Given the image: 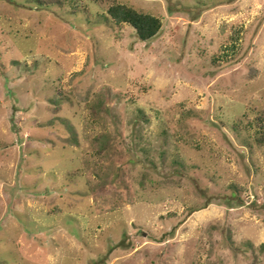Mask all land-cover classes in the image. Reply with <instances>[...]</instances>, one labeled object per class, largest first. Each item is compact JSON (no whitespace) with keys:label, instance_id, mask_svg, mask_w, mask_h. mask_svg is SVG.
Instances as JSON below:
<instances>
[{"label":"rangeland","instance_id":"1","mask_svg":"<svg viewBox=\"0 0 264 264\" xmlns=\"http://www.w3.org/2000/svg\"><path fill=\"white\" fill-rule=\"evenodd\" d=\"M39 1L0 0V264H264V0H113L147 42Z\"/></svg>","mask_w":264,"mask_h":264},{"label":"trees","instance_id":"2","mask_svg":"<svg viewBox=\"0 0 264 264\" xmlns=\"http://www.w3.org/2000/svg\"><path fill=\"white\" fill-rule=\"evenodd\" d=\"M67 1V0H62ZM61 0L54 1H39L41 5H63ZM97 5L102 6L107 3L106 15L117 26L128 25L131 27L136 37L141 42H147L155 38L162 28L161 19L150 14L137 11L127 5L117 3L113 0H91ZM231 50H235L232 46ZM217 58H215L216 60ZM257 127L259 128V135L257 142L259 145H264V114L262 117H257Z\"/></svg>","mask_w":264,"mask_h":264}]
</instances>
